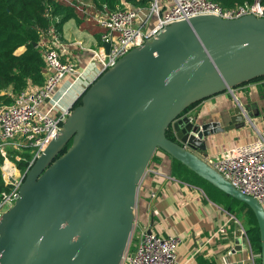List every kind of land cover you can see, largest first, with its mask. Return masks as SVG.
I'll use <instances>...</instances> for the list:
<instances>
[{"label": "water", "instance_id": "water-1", "mask_svg": "<svg viewBox=\"0 0 264 264\" xmlns=\"http://www.w3.org/2000/svg\"><path fill=\"white\" fill-rule=\"evenodd\" d=\"M263 76L264 17L250 14L174 22L131 49L89 83L30 165L17 199L0 215V264H121L138 185L157 150L251 211L264 264L262 206L202 155L209 137L244 128L252 114L238 102L229 125L186 114ZM239 236L237 230L234 252L242 248Z\"/></svg>", "mask_w": 264, "mask_h": 264}, {"label": "built area", "instance_id": "built-area-1", "mask_svg": "<svg viewBox=\"0 0 264 264\" xmlns=\"http://www.w3.org/2000/svg\"><path fill=\"white\" fill-rule=\"evenodd\" d=\"M121 5L114 11H109L105 5L100 10L92 5L84 6V19L92 20L103 30L100 46L88 50L90 58L86 68L95 70L89 73L86 68L79 70L74 63L62 61L65 47L59 34L51 28L39 43L45 63L43 85L29 86L14 97L12 104L0 106V178L2 186L8 188L7 191L0 190V215L13 205L30 165L57 134L70 111V108L61 107L60 99L52 100L55 89L65 78L73 77L68 88L79 81L84 90L131 49L150 41L174 22L202 15L227 19L248 14L264 17L260 0L233 9L221 8L209 0H151L147 8H131L124 2ZM103 44H108V52ZM25 151L33 158L22 171L17 163L22 161ZM205 161L235 189L256 199L264 210V137L258 136L255 141L216 157H206ZM238 227L249 252V262L256 264L259 254L252 252L246 232ZM216 232L225 234L226 229L220 226ZM178 242L179 239L173 236L140 231L133 252L127 250L121 264H178Z\"/></svg>", "mask_w": 264, "mask_h": 264}, {"label": "crops", "instance_id": "crops-1", "mask_svg": "<svg viewBox=\"0 0 264 264\" xmlns=\"http://www.w3.org/2000/svg\"><path fill=\"white\" fill-rule=\"evenodd\" d=\"M73 1L83 7L91 5L90 0ZM59 31L60 41L65 47L62 61L74 63L79 70L86 68L90 58L88 50L97 49L101 44L100 29L78 17L66 21ZM86 69L91 73L94 68ZM72 81L73 77L65 78L52 96V100L60 99L61 107L65 109H71L83 92L84 85L79 81L68 88ZM237 102L252 114L251 122L244 128L209 137L207 149L202 154L204 158L216 157L251 143L258 136L264 137V78L197 102L186 114L196 116L200 121H219L229 125L228 112ZM171 167V158L162 153L147 168L140 181L133 212V239L128 252H133L138 233L146 230L179 239L176 247L178 264H250L246 243L240 236L242 248L233 251L235 233L238 225L242 227L241 222L222 204L210 198L211 193L217 196L218 190L211 186L213 191L209 193L210 188L182 181L171 174ZM220 226L225 227V234L216 232Z\"/></svg>", "mask_w": 264, "mask_h": 264}, {"label": "trees", "instance_id": "trees-1", "mask_svg": "<svg viewBox=\"0 0 264 264\" xmlns=\"http://www.w3.org/2000/svg\"><path fill=\"white\" fill-rule=\"evenodd\" d=\"M67 1L68 0H0V106L12 104L14 97L29 86L40 87L43 85L45 63L42 58L39 44L41 38L47 36L51 28H53L56 33L60 32V27L72 18H84V13L82 11L86 10L85 7L78 5L73 0H70V4L69 1ZM209 1L221 8L233 9L244 4H251L254 0ZM90 2L95 9L100 10L102 6L105 5L109 11H114L117 7L122 6L121 2L130 5L131 8H147L151 0H90ZM260 5L264 9V0H260ZM93 24L97 26L95 23ZM98 28L101 34L103 30L100 27ZM97 33H99L98 29ZM262 78H264V76L250 82ZM78 104L79 99L73 107ZM190 107H188L187 110ZM166 136L171 138L169 130L166 132ZM162 153L163 152L159 150L155 152L148 168L158 155ZM22 158V161L17 163V167L25 171L33 157L28 151H25L22 154ZM171 160V174L173 176L182 181L202 185L205 189L210 188L209 193L213 191V188L205 181L198 178L180 163L173 159ZM0 190H8V188L2 186L1 178ZM217 193V196H213L211 193L210 198L222 204L224 209L229 213H233L237 216L242 215L244 217L246 221L245 232L250 248L254 254H259V233L255 218L251 211L244 204L219 191H217ZM255 262L259 264V258H257Z\"/></svg>", "mask_w": 264, "mask_h": 264}, {"label": "rangeland", "instance_id": "rangeland-1", "mask_svg": "<svg viewBox=\"0 0 264 264\" xmlns=\"http://www.w3.org/2000/svg\"><path fill=\"white\" fill-rule=\"evenodd\" d=\"M128 6L131 7L130 5H128ZM132 8H133V7H132ZM86 22H87V23H90V24H93L92 20H87V19H86ZM232 214H233V213H232ZM233 215L236 216V218L241 222L242 227H243V228H246V221H245L244 217H243L242 215H240V216H237V215H235V214H233ZM132 236H133V234H132ZM131 241H132V239L130 240V243H129V245H128V249H127V250H129V248H130Z\"/></svg>", "mask_w": 264, "mask_h": 264}]
</instances>
